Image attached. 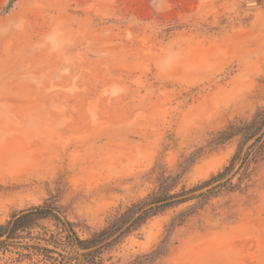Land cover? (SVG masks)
<instances>
[{
    "label": "rangeland",
    "instance_id": "374dc122",
    "mask_svg": "<svg viewBox=\"0 0 264 264\" xmlns=\"http://www.w3.org/2000/svg\"><path fill=\"white\" fill-rule=\"evenodd\" d=\"M263 108L264 0H0V224L54 199L81 238L109 234L223 171L242 138L222 133ZM235 171L99 264H264V143ZM65 240L40 219L0 264H76Z\"/></svg>",
    "mask_w": 264,
    "mask_h": 264
},
{
    "label": "trees",
    "instance_id": "16d2710c",
    "mask_svg": "<svg viewBox=\"0 0 264 264\" xmlns=\"http://www.w3.org/2000/svg\"><path fill=\"white\" fill-rule=\"evenodd\" d=\"M235 136L242 138L240 146L223 171L185 192L169 193V190L162 185L156 193L142 201L141 207L133 215L129 216L109 234L103 233L97 237L81 238L75 229L74 223L64 217L62 207L54 199H47L41 205L15 213L6 223L0 224V244L15 239L20 232L35 227L38 220L51 218L58 225H61L65 233V241L53 242L56 247L80 251L81 258H75L77 260L76 264H99L98 255L101 251L118 241L134 226L143 223L146 219L162 212L167 207L184 203L199 196H206L220 186L231 184V180H226L228 175L236 173V166L239 169L248 167L257 153V149L264 143V108L257 111L249 120L229 125L222 133L220 140ZM205 189L206 191H203ZM198 191L199 194H197ZM128 223L130 224L123 229Z\"/></svg>",
    "mask_w": 264,
    "mask_h": 264
},
{
    "label": "water",
    "instance_id": "95a60500",
    "mask_svg": "<svg viewBox=\"0 0 264 264\" xmlns=\"http://www.w3.org/2000/svg\"><path fill=\"white\" fill-rule=\"evenodd\" d=\"M11 1H12V0H11ZM251 3H254V4H255V2H251ZM129 224H130V223H128L123 229H125Z\"/></svg>",
    "mask_w": 264,
    "mask_h": 264
},
{
    "label": "bare ground",
    "instance_id": "6f19581e",
    "mask_svg": "<svg viewBox=\"0 0 264 264\" xmlns=\"http://www.w3.org/2000/svg\"><path fill=\"white\" fill-rule=\"evenodd\" d=\"M252 4H254V3H252Z\"/></svg>",
    "mask_w": 264,
    "mask_h": 264
}]
</instances>
